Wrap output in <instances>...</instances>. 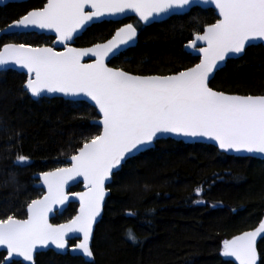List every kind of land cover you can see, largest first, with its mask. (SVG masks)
I'll return each instance as SVG.
<instances>
[{
    "label": "trees",
    "instance_id": "16d2710c",
    "mask_svg": "<svg viewBox=\"0 0 264 264\" xmlns=\"http://www.w3.org/2000/svg\"><path fill=\"white\" fill-rule=\"evenodd\" d=\"M45 2L27 0L0 7V29ZM216 19L214 10L193 7L148 26L134 17L102 21L87 28L75 45L103 42L121 25L138 24L136 45L116 55L109 65L139 75L173 74L198 62L184 46L195 31ZM52 40L36 33L2 35L0 47L7 42L49 45ZM25 80V74L13 70L0 72V219L25 218L27 203L42 194L34 185V175L66 166L67 158L100 132L91 123L98 115L88 103L58 97L33 100L23 89ZM210 87L264 95V45H251L243 56L228 60ZM18 153L31 158L28 166L14 163ZM197 187L203 189L200 195L195 193ZM108 188L91 245L94 264H233L220 254L223 241L264 218V161L227 155L205 143L157 140L152 148L126 160ZM76 209L77 204H69L52 222L69 220ZM129 211L136 215L128 216ZM129 229L137 243L126 238ZM258 252L264 258V238ZM4 257L0 252V264ZM35 264L89 262L49 250L37 254Z\"/></svg>",
    "mask_w": 264,
    "mask_h": 264
},
{
    "label": "snow or ice",
    "instance_id": "6c2138e0",
    "mask_svg": "<svg viewBox=\"0 0 264 264\" xmlns=\"http://www.w3.org/2000/svg\"><path fill=\"white\" fill-rule=\"evenodd\" d=\"M196 0H46L39 8L13 21L12 28L40 29L55 33L53 47H34L26 43H4L0 47V69L8 64L26 70L24 90L33 97L60 93L72 103L94 102L102 114V131L86 140L70 166L40 174L47 194L27 203L25 219L8 215L0 219V246L8 258L22 257L33 262L38 246L54 245L65 250L77 238L73 252L93 258L91 240L94 225L101 216L106 196L105 183L126 158L151 146L163 134L206 137L220 150L264 154V95H234L209 87L220 62L230 53H243L253 41H264V0H199L214 5L219 18L193 33L187 47L198 52L199 62L168 75H138L108 67L106 59L134 43L138 24H124L106 43L75 48L71 43L90 23L102 17H117L131 11L139 21L149 23L161 15L183 12ZM90 10H86L89 9ZM203 42L204 47H198ZM95 57L82 63L83 57ZM20 132L16 133L19 140ZM30 157L17 154L14 163L28 166ZM83 177L85 191L71 193L79 199V211L65 223H49L55 204L69 199L65 185ZM147 187V186H145ZM203 189L197 187L200 195ZM194 203H203L196 200ZM151 211V210H150ZM235 211V210H234ZM128 216L136 213L129 211ZM73 234H79L78 237ZM264 220L251 231L223 241L220 254L238 264H264L257 251V238H264ZM126 238L138 242L129 229ZM34 264V262H33Z\"/></svg>",
    "mask_w": 264,
    "mask_h": 264
},
{
    "label": "water",
    "instance_id": "95a60500",
    "mask_svg": "<svg viewBox=\"0 0 264 264\" xmlns=\"http://www.w3.org/2000/svg\"><path fill=\"white\" fill-rule=\"evenodd\" d=\"M24 1H27V0H0V7H3L4 5H6V4H8V3H11V2H24ZM193 7H199V8H201V9H212V10H214V13H215V15L217 16V18H219L218 10L215 9V6H214V5H211V4H209V5H204V4L199 3V0H196V2H195L193 5H190L189 7H187L183 12H177V13H173V14L161 15L160 17H158V18L152 20V21L149 22V23H145V22H143V21H139V17H138L134 12L129 11V12H127L126 14H122V15L117 16V17H110V16L102 17V18H100L99 20H97L96 22L90 23L89 26H88L87 28H89V27L92 26L93 24L100 23V22H102V21H123V20H125V19H127V18H131V17L136 18V19H137V20H138L143 26H148V25H150V24H152V23H154V22H160V21L166 20V19H168L169 17H171V16H173V15H182V14H185V13L189 12V10H190L191 8H193ZM34 9H36V8H34ZM31 10H33V9H31ZM86 10H90V8H89V9H86ZM29 11H30V10H29ZM25 14H26V13H25ZM25 14H24V15H25ZM22 16H23V15H22ZM19 18H20V17H19ZM19 18H18V19H19ZM16 20H17V19H16ZM14 21H15V20H14ZM12 22H13V21H12ZM12 22H11V23H12ZM11 23H9V24H11ZM214 23H215V22H214ZM9 24H7L6 26H4V27H3L2 29H0V30H4V29H6L7 26H8ZM125 24H128V23H125ZM123 25H124V24H123ZM123 25H121L120 27H122ZM87 28H86V29H87ZM86 29H85V30H86ZM85 30H83L79 36H81V35L85 32ZM115 31H116V30H115ZM115 31H114L113 35L115 34ZM26 33H36V34H39V35H46V36H52V37H53V41H52L51 44H49V45H41V46H34V47H53L56 51H63V50H64V49H63V45H60V44L56 43V36H55V33H54V32H51V31H48V30H40V29H33V28H29V29H23V28H12V29L9 30V33H8V34H6L4 31H0V37H1L2 35L26 34ZM113 35H112V36H113ZM79 36H78V37H79ZM112 36H111L109 39H111ZM138 36H139V30L137 31V37H136L134 43H132V44L126 46V47H122V49H121V51L119 52V54H120L121 52L125 51L126 49L135 46L136 43H137V41H138ZM78 37H77V38H78ZM77 38H75L74 41L71 43V46H72V47H75V48H89V47H92V46L94 45V44H93V45H90V46L78 47V46L75 45V40H76ZM192 38H193V37H192ZM109 39H107V40H109ZM107 40H105V41H103V42H99V43H106ZM7 43H15V42H7ZM257 44H263V45H264V41L256 40V41H253L251 45H257ZM187 45H188V42H187V43L185 44V46H184L185 51L188 52V53H190L192 56L197 57V58H198V62H199V55H198V52L195 51V50H193V49H191V48H189V47H187ZM251 45H246L245 49H246L247 47L251 46ZM2 46H3V45H2ZM2 46H1V47H2ZM204 46H205V45L203 44V42H198V47H204ZM244 52H245V50H244ZM244 52H243V53H239V54H237V53H230V54L225 58L224 61L220 62V65H219L218 69L215 70L214 75L216 74V72H217L218 70H220L221 68H223V67L225 66V64H226V62H227L228 60H230V59H235V58H239V57L243 56ZM117 55H118V54H117ZM115 56H116V55H115ZM115 56H111V55H110V57H109L108 59H106L105 62H106V64L108 65V67H112V66L109 65V63H110L111 59L114 58ZM94 59H95V57H89V56H86V57H83V58H82V63H91V62H93ZM198 62H197V63H198ZM112 68H115V67H112ZM7 70H13V71H16V72H18V73L25 74L26 79H27V72H26V70L21 69L18 65H14V64H11V63H10V64H8V65L3 66V68L0 69V72H4V71H7ZM122 70H124V69H122ZM124 71H126V70H124ZM138 75H139V74H138ZM167 75H168V74H167ZM214 75H213V77H214ZM212 79H213V78H211V80H212ZM211 80H210V82H211ZM23 86H24V85H23ZM209 87H210V83H209ZM211 88H212V87H211ZM23 89H24V87H23ZM213 90H215V89H213ZM25 91H26V90H25ZM215 91H218V90H215ZM26 92L28 93V95H29L33 100H39V99H41V98H54V97H58V98H62V99H65V100L72 101V98H71V97H65L63 94H60V93H46V94H44V95H42V96H39V97H33V96L31 95L30 92H28V91H26ZM226 94H234V93H226ZM234 95H242V94H234ZM88 104H89L90 106H92V107L96 110L97 115H98V118L95 119V120H93L91 123L97 125V126L100 128V132H101V131H102V128H103L102 123H100V121L102 120V114H99V110H98V108H96V107L94 106V102H88ZM100 132H99V133H100ZM165 138H171V139H174V140L183 141V142H185V143H205V144H210V145L215 146L219 151H221V152H223V153H225V154H227V155L236 156V157H253V158L261 159V160L264 161V154H261V153H247V152H240V153H237V152H234V151L225 152V151H223V150H220V149L218 148V145H216L214 141H212V140H210V139H208V138H206V137H184V136H176V135H173V134H163V135L161 136V138L154 140L153 144H152L151 146H149L146 150L152 148V147L154 146V143H155L157 140L165 139ZM82 146H83V144H82ZM82 146H81V147H82ZM146 150H144V151H146ZM78 151H79V149L76 151L75 154H78ZM144 151H141L140 153H142V152H144ZM140 153H137V154H135L134 156H136V155H138V154H140ZM73 155H74V154H73ZM71 156H72V155H71ZM71 156H70V157H71ZM134 156L128 157V158H126V160H128L129 158H132V157H134ZM70 157H68L67 160H66L68 164H67L66 166H63V167L70 166ZM125 162H126V161H125ZM125 162H122V164L119 166V168H118L117 170H114V174H115L116 172H118V171L121 169L122 165H123ZM59 168H61V167H59ZM54 170H55V169L50 170V171H54ZM50 171H46V172H50ZM42 173H44V172H42ZM40 174H41V173H37V174L34 175V178H35V180H36V182H35L34 185H35V187H38V188H40V189L42 190V194H41L39 197L35 198V199L42 198L44 195L47 194V186L44 185L42 178H39V177H40ZM114 174H113V175H114ZM113 175H112V176L109 178V180L106 181V183H105V187H106V189H107V191H106V196H105V202H104V205H103V210H102L101 216L97 218V222H96L95 225H94V231H95L96 225H97V224L100 222V220L102 219L103 211H104V206H105L106 200H107V198H108V196H109V194H110V190H109L108 187H109V185L112 183ZM77 185H80L79 189H78V190H75V191H72L71 189L74 188V187L77 186ZM64 190H65L66 193L69 194V199H68L67 201H65V203H64L63 205H61V204H55V205L52 206V211L49 213V217H48V219H49V223H51V224H53V225L61 224V223H65V222H67V221H64V222H59V223H53V222H52V219L55 218L57 215H61V214L66 210V208L69 206V204H71V203H75V204H77V209H76V213H75V215H76L77 212L79 211V199H78V197L72 196L71 193L83 192V191L86 190V189H85V185H84L83 177H82V176H81V177H75L73 180L68 181V183L65 185V189H64ZM26 215H27V207H26ZM75 215H74V216H75ZM25 218H26V217H25ZM25 218H22V219H25ZM17 219H18V218H17ZM69 220H70V219H69ZM258 225H259V224H258ZM258 225H256L255 227H253V228H251V229L245 230V231H251V230H254ZM245 231H242L241 233H239V234H237V235H240V234H242V233L245 232ZM73 235L76 236V237L79 236V234H73ZM237 235H236V236H237ZM261 235L264 236V234H261ZM93 236H94V234H93ZM261 239H262L261 237H258V238H257V251H258V243H259V241H260ZM71 240H75V243L72 244V245L70 244V241H71ZM92 240H93V238H92ZM92 240H91V245H92ZM77 242H78V239H77V238L70 239L69 242H68V247H67L65 250H63V252H61V250L56 249L54 245H48V246H46V247L38 246L37 249L34 251L33 262H34V264H35V257H36L37 254H39V253H41V252H47V251H49V250H50V251H53V252L56 253V254H60V255L69 254L70 256L81 257V258H83V260L86 261V262H89L91 259H93V258H88V257L83 256V255H82L81 253H79L78 251H77V252H73V251H72V246L75 245ZM0 252H4V253H5L4 260L2 261L1 264H7V262H6V258H7V249H6L4 246H0ZM258 253H259V252H258ZM228 258L231 260V262H232L233 264H238V261H235L234 258H230V257H228ZM8 259L11 260V261H20V262H22V264H33V262H24L22 257H14V258H8Z\"/></svg>",
    "mask_w": 264,
    "mask_h": 264
},
{
    "label": "bare ground",
    "instance_id": "6f19581e",
    "mask_svg": "<svg viewBox=\"0 0 264 264\" xmlns=\"http://www.w3.org/2000/svg\"><path fill=\"white\" fill-rule=\"evenodd\" d=\"M192 37H193V36H192ZM74 215H75V214H74ZM74 215H73V216H74ZM73 216H72V217H73Z\"/></svg>",
    "mask_w": 264,
    "mask_h": 264
},
{
    "label": "flooded vegetation",
    "instance_id": "af4514ba",
    "mask_svg": "<svg viewBox=\"0 0 264 264\" xmlns=\"http://www.w3.org/2000/svg\"><path fill=\"white\" fill-rule=\"evenodd\" d=\"M71 219V218H70ZM68 221V220H67ZM64 222V221H63ZM4 260V259H3Z\"/></svg>",
    "mask_w": 264,
    "mask_h": 264
},
{
    "label": "rangeland",
    "instance_id": "374dc122",
    "mask_svg": "<svg viewBox=\"0 0 264 264\" xmlns=\"http://www.w3.org/2000/svg\"><path fill=\"white\" fill-rule=\"evenodd\" d=\"M263 220H264V218H263Z\"/></svg>",
    "mask_w": 264,
    "mask_h": 264
}]
</instances>
